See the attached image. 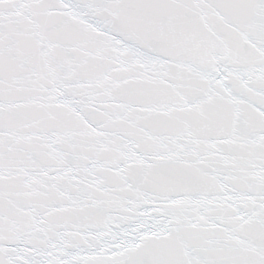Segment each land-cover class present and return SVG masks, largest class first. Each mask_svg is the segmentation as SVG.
Masks as SVG:
<instances>
[{
  "label": "snow or ice",
  "instance_id": "1",
  "mask_svg": "<svg viewBox=\"0 0 264 264\" xmlns=\"http://www.w3.org/2000/svg\"><path fill=\"white\" fill-rule=\"evenodd\" d=\"M0 264H264V0H0Z\"/></svg>",
  "mask_w": 264,
  "mask_h": 264
}]
</instances>
